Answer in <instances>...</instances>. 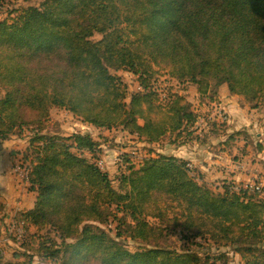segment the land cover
<instances>
[{
  "label": "trees",
  "instance_id": "trees-1",
  "mask_svg": "<svg viewBox=\"0 0 264 264\" xmlns=\"http://www.w3.org/2000/svg\"><path fill=\"white\" fill-rule=\"evenodd\" d=\"M110 71L132 75L139 89L129 92ZM160 76L192 85L211 104L225 85L250 108L264 107V0H44L0 18V140L30 130L27 189L36 192L33 207L18 214L30 242L10 259V244L2 246L0 264L225 262V254L128 247L171 230L229 249L239 264H264V188L224 183L215 191L188 161L158 153L128 164L114 189L94 161L101 141L43 132L51 111L62 109L141 143H191L200 119L207 137L222 135L228 147L252 143L245 130L229 133V121L200 117L185 95L160 88Z\"/></svg>",
  "mask_w": 264,
  "mask_h": 264
},
{
  "label": "rangeland",
  "instance_id": "rangeland-1",
  "mask_svg": "<svg viewBox=\"0 0 264 264\" xmlns=\"http://www.w3.org/2000/svg\"><path fill=\"white\" fill-rule=\"evenodd\" d=\"M6 3H2L0 6V18H5L9 16V12L13 9H19L22 7L27 6H35L38 7L44 0H5ZM1 4V3H0ZM14 16V14L11 15V17ZM95 39H99V36H95ZM112 74H117L119 77L122 78L123 82L126 83L129 92H133L139 89V85L136 84V79L132 75L124 72H113L110 71ZM159 87L165 90L166 92H177L180 94H183L187 97V99L192 103L194 110L200 115V117H206L208 115V118H212V109L210 107L209 101L204 98V100H201V97L194 93L193 86L189 84H182L177 83L176 81L171 80L168 76H160L158 81ZM3 91L0 89V97H2ZM220 103V102H219ZM236 103V110L241 109L238 114H236L237 117H233L229 113V110L226 105H223L220 103V105L226 110L228 116H230L229 124L228 125V131L230 132H236L239 130H245L247 134L250 135L252 143L249 144L247 147L244 145V141H237V143L230 145L228 147L226 141V138L222 135L219 137L208 135V132H212L209 130L208 126H206V121L203 126V128H199L200 131H198L199 135L196 134L194 140L197 145H199V148H202L203 150H210V153L214 157H225V159L229 160H241L242 156L248 157L249 160L252 163H256V159L259 157L257 156L259 152L256 151L257 145H262V150L264 151V107H259L258 109H252L250 108L244 100L241 98L240 101H235ZM246 105V106H245ZM248 108L249 110H245V108ZM234 110V109H233ZM254 110V111H253ZM242 111H246V113H242ZM230 114V115H229ZM44 133L47 134H53L58 133L62 136H70L74 133H82V134H89L92 138L95 140H99L102 142L103 147L101 148L102 151L97 154V158L95 160H100L103 162V170H105L112 180V186L114 189H118L119 184V174L128 172L127 170L128 164L133 166V168L137 167L140 162L149 156H154L158 153L171 155V154H177V145L171 142V138L166 137L158 144H150L147 145L146 143H141L136 139H133L132 136L126 134L125 132L118 129H113L109 131L104 130H98L94 129L93 127L86 125L82 121L78 120L77 118L71 117L69 114H65L64 112L59 111H51V121L47 123L44 126ZM19 135H13L18 136L21 139H26L27 142L24 144V147L20 151H12L9 155L11 157L15 156L17 153L19 156L18 158H14L12 162H22L24 164H28L29 161L32 159L33 156V145L30 144V138H32V133L28 129H21L19 131H16ZM211 134V133H209ZM257 134H260L259 136ZM27 144V145H26ZM193 144V143H192ZM111 150V151H110ZM104 152H109L111 154L107 155ZM104 153V154H102ZM113 153V154H112ZM123 154H130L128 155L130 157V161H124L123 162ZM264 154L261 153L259 155ZM103 155V156H102ZM102 156V157H101ZM87 158H91L89 155H86ZM108 157H111V163L107 164L106 159ZM94 160V161H95ZM260 160V158L258 159ZM223 162V160H221ZM195 166V165H194ZM214 168H216L217 172H220L222 169L221 165H212ZM213 168V167H212ZM224 170L222 169L221 172L224 175ZM214 172H212V175L206 176L209 181V184H206L211 189L215 191H220L222 185L225 183H228V180H222L217 178L215 181L213 180ZM236 174L238 172H235ZM193 175L196 176L199 182L203 181V176L200 173L199 170L195 169V171L192 172ZM221 173L216 174L220 176ZM16 173L12 175L13 181H15ZM212 177V178H211ZM255 182V181H254ZM216 184V185H215ZM246 184L242 183L241 185ZM256 184H251L252 186ZM259 183L255 185V187H259ZM16 189L19 193L18 189V179L16 183ZM238 188V187H235ZM253 188V187H252ZM26 192V190L24 191ZM31 198V203L26 206L24 203V200L22 202V205H24V208L27 209L28 207H33V196ZM21 212V211H20ZM118 218L123 219L122 215L119 214ZM120 219V220H121ZM150 222H153V220H150ZM5 229V228H4ZM114 233V231H113ZM4 231H3V235ZM25 237L21 240H17L16 238L12 237L13 240L10 241V244L8 247L5 248L6 255L5 259H10L12 250H16L18 248H22L23 250H26V242H30L28 236L24 235ZM128 247L130 249L135 248H141V249H149L152 247H166L170 249H174L177 251H183V250H192L194 252H197L199 254H206L209 252L214 257H216L218 254H225V257L222 258V260H225V262H221V264H239V257L236 256L231 250L229 249H219L215 250L212 247H209L207 243H203L200 241V239L193 240V243H191L190 240L186 239L182 236V234L179 232V230H171L168 235H166L163 239L159 241H153V242H132V240H128ZM195 242H199L198 244L203 245H195ZM16 243V244H14Z\"/></svg>",
  "mask_w": 264,
  "mask_h": 264
},
{
  "label": "crops",
  "instance_id": "crops-1",
  "mask_svg": "<svg viewBox=\"0 0 264 264\" xmlns=\"http://www.w3.org/2000/svg\"><path fill=\"white\" fill-rule=\"evenodd\" d=\"M193 91L194 93H196L194 88ZM240 99L241 97L239 96L230 95L225 85L219 88V101L223 105L227 106L229 113L233 115V117H237L236 114H238L239 111H241V109L236 110V103H235V101H240ZM201 100H204V98H201ZM54 110L59 112H64L66 115L69 114L67 111L62 109H53L52 111ZM245 110L247 111L249 109L246 107ZM246 111H242V113H246ZM257 135L259 136L260 134ZM195 141L196 140H193L191 143L177 146L178 155L177 154H171V155L188 161L189 166H191L192 168V172L195 171V169L199 170L203 176V181H202L203 183L209 184V182H211L207 177L212 175V172L214 171H215L214 176H212L214 181L220 177V179L222 180H228V184L233 183V184L241 185L242 183H246L243 184V186L251 187L252 186L251 184L255 183L258 179L264 178V154L259 155L264 152L263 150L260 153H258L257 156L260 158V160H258L259 158L256 159L255 160L256 163H252L251 161H248L249 158L245 156H242L241 160L239 159L235 160L236 159L235 158L232 161L229 159H225V157H221V156L213 158V155L210 153L209 149L203 150L202 148H199V145H197ZM26 142H27L26 139H21L18 136H11L9 139L4 141L0 140V201L3 204V209L2 212L0 213V217L12 212L16 204H18V207L21 211L30 210L31 209L30 207L25 209L24 205H22V202L24 200L25 205L28 206L31 203V198H30L31 196H33V205H34L36 192L27 189L26 192H23L22 194H18V191L15 186L17 183V178L15 177V181H13L12 175L14 173L10 171V168L13 163L12 160L14 158H18L19 156H17L18 153L13 157H11L9 154L12 151L22 150ZM104 153L107 155L111 154L109 152H104ZM110 160L111 157H108L106 159L107 164L111 163ZM221 160H223V162H221ZM216 164L222 166V169L224 170L223 171L224 175H222L223 174L221 172L222 169L220 170V172H217L216 168L212 166ZM235 172L238 173L236 174ZM219 173H221L220 176L216 175Z\"/></svg>",
  "mask_w": 264,
  "mask_h": 264
},
{
  "label": "built area",
  "instance_id": "built-area-1",
  "mask_svg": "<svg viewBox=\"0 0 264 264\" xmlns=\"http://www.w3.org/2000/svg\"><path fill=\"white\" fill-rule=\"evenodd\" d=\"M1 5L2 4H0V6ZM210 107L212 109L213 117L212 118L209 117V119L217 120L220 123H223V122L227 123L229 121L228 114H227L226 110L220 105V103H218V104H211L210 103ZM204 124H205V121L200 119L198 124H197L198 129L201 127L203 128ZM98 130H101V129H98ZM106 131H109V130H106ZM199 131H200V129H199ZM146 144L150 145L148 143H146ZM101 160H102L101 158H100V160H95V163L100 170H103L102 169L103 168V162ZM189 169H191V166H189ZM10 171L12 173L15 172L17 174L16 178L18 179L19 193L22 194L25 190L27 191V187H28L27 175L29 172L28 164H24L22 162L15 161L12 163ZM103 171H105V170H103ZM257 182L259 183L258 184L259 187L264 188V178L258 179L256 181V184H257ZM256 184L253 185L255 189H257V190L262 189V188L255 187ZM20 211L21 210L19 209L18 204H16L15 208L12 212L3 215V220L0 222V225H1L2 230L4 231L5 236H2L0 238V249L5 244L10 243V241L13 240L12 237L16 238L17 240H21L22 238H24V235H25L24 224L21 220H19V217H18V214ZM105 227L112 230V231L114 230V225L112 223L108 224ZM0 255H1V251H0Z\"/></svg>",
  "mask_w": 264,
  "mask_h": 264
}]
</instances>
